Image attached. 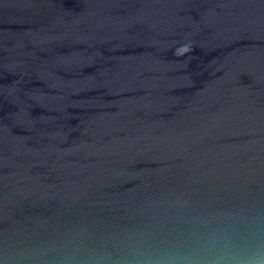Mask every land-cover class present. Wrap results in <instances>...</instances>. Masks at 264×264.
Masks as SVG:
<instances>
[{
  "label": "water",
  "instance_id": "95a60500",
  "mask_svg": "<svg viewBox=\"0 0 264 264\" xmlns=\"http://www.w3.org/2000/svg\"><path fill=\"white\" fill-rule=\"evenodd\" d=\"M238 211L264 222V0H0V264Z\"/></svg>",
  "mask_w": 264,
  "mask_h": 264
},
{
  "label": "clouds",
  "instance_id": "9594fccd",
  "mask_svg": "<svg viewBox=\"0 0 264 264\" xmlns=\"http://www.w3.org/2000/svg\"><path fill=\"white\" fill-rule=\"evenodd\" d=\"M240 224L223 228L208 227L206 231L187 229L171 240L148 243L141 239L118 256L88 252L77 264H264V222L261 214L254 216L238 211ZM37 254L21 253V261L35 259ZM69 260L74 257H68ZM48 264H63L62 260Z\"/></svg>",
  "mask_w": 264,
  "mask_h": 264
}]
</instances>
